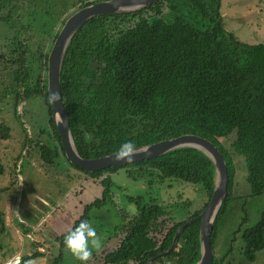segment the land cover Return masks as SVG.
Here are the masks:
<instances>
[{
	"label": "trees",
	"instance_id": "1",
	"mask_svg": "<svg viewBox=\"0 0 264 264\" xmlns=\"http://www.w3.org/2000/svg\"><path fill=\"white\" fill-rule=\"evenodd\" d=\"M99 1L0 0V99H14L17 107L35 98L44 104L50 145L38 139L45 136L44 130L35 141L43 167L65 166V173H74L66 176L70 184L79 177L100 180L101 198L86 205L75 224L81 219L98 221L101 213L92 212L109 202L118 206L111 188L115 187L112 176L121 170L132 180L144 179L148 188L163 191L166 185L183 186L199 191L206 200L201 208L192 210L193 198H186L184 192L176 196L179 203L125 197L136 213L128 218L125 209L117 208L116 216L123 221L114 227L119 244L100 255L93 251L90 258L97 262L89 259L87 264H148L151 259L152 264H196L201 257L200 221L185 228L172 253L162 254L171 247L178 229L210 203L215 166L205 153L181 148L142 163L92 173L72 165L65 154L52 106L46 101L53 46L48 41L52 39L54 44L60 28L38 41V27L32 21L41 14L38 3L43 6L42 23L54 21L63 26L70 15L62 18L71 9ZM221 8V0H159L132 13L88 20L74 35L64 57L62 101L75 148L84 159L112 155L125 140L137 147L182 135L212 142L223 155L229 176L228 194L212 232L213 264L254 263L264 253V211L255 224L245 217L233 231L223 219L234 201L242 213L252 200L264 197V40L255 45L240 41L227 30ZM15 115L19 122L21 116ZM230 136H234L231 149L244 158L248 173L250 193L243 197H234V157L222 142ZM12 137L9 124L0 123V141ZM16 161L12 162L15 167ZM7 169L0 160V180L8 175ZM16 182L18 179L10 187H0V200ZM5 217L0 210V239L7 230ZM91 224L102 231L103 225ZM66 233L55 240L59 245L56 258H49L52 247L46 251L38 247L31 255H22L19 264L37 258L64 264ZM218 248L224 251L218 254ZM234 252L242 258H233Z\"/></svg>",
	"mask_w": 264,
	"mask_h": 264
},
{
	"label": "rangeland",
	"instance_id": "2",
	"mask_svg": "<svg viewBox=\"0 0 264 264\" xmlns=\"http://www.w3.org/2000/svg\"><path fill=\"white\" fill-rule=\"evenodd\" d=\"M221 1V14L229 32L233 33L240 41L246 44L255 45L263 42L264 0ZM42 8L43 6L38 3V12L41 14L44 13ZM72 13L73 9L68 14H65L62 19L67 18ZM41 14H38V17L33 21L31 20L38 27V41L44 37L47 38V33L48 35H55L54 33L58 27H61L54 21L42 23L44 19L41 20ZM52 45V39H50L48 46ZM15 114L21 116L19 122ZM47 119L44 104L37 98L29 100L18 107L14 99H0V123H8L13 130L12 139L5 142L0 141V160L8 168V175L1 178L0 187H5L6 185L10 187L9 183L18 179V182L14 184L15 186L3 194L1 196L2 201L0 200V210L5 213L7 225L6 233L0 239V246H2L0 249V264H5L15 257L31 255L36 250L38 251V247H42L46 251L48 246L43 247L38 240L41 232L52 240L56 236L60 237L70 228L74 227L76 220L86 205L102 196L103 188L99 184V179L97 181L90 179L82 183L77 180L76 188L72 190L73 193L66 194L68 192L67 188H70L69 180L66 177L69 173H65L64 171L66 167L62 165L55 168L43 167L35 143L37 142L36 139L39 136L40 130H44L46 132L45 136H41V138L39 136L38 139L50 145V141L48 140L50 132H48L49 125ZM26 141L29 142V148H27ZM233 141L234 136L222 140L224 146L234 157L236 168L234 197H243L250 193L249 185L247 184L248 173L244 158L236 156L231 149ZM13 161H16L17 167L14 166ZM112 179L115 187L111 189L112 191L115 190V202L118 206L111 205L109 202L108 206L95 209L92 212L93 215L98 212L103 214H100L102 217L105 216L102 231L100 232L108 237L114 235L113 238H115L117 244L111 242L106 247H103H108L107 250L119 244L114 227L121 225L123 221L122 218L116 216L117 208L125 209L128 218L133 217L136 213L135 206L129 205L128 202L126 203L124 201L125 197L143 196L146 201L157 199L162 203H174L176 196L184 192L186 198H193L194 205L192 210L201 208L206 201L199 191L194 192L191 188L188 189L183 186L166 185L165 187L167 188L163 191L159 190L158 187L148 188L144 179L138 181L132 180L128 178L125 170L114 174ZM45 203L48 205V207L46 206L47 208L45 207ZM232 204L231 211L226 213L223 219L225 225H228L229 231L235 230L239 221L245 217H248L250 224H255L258 221L260 213L264 211V197L252 200L251 204H248L242 213L235 207V204H238L237 202L234 201ZM54 206L55 208H53ZM113 214H115L114 218ZM20 219H23L25 223H21ZM39 221L42 222L40 231L38 230ZM25 232H29L31 238H27ZM49 240H47V243L50 242ZM225 241L226 245H228V238ZM219 246L221 247L222 245ZM99 249H102V247ZM218 249V254L224 251V248ZM57 254L56 250L49 258L54 259ZM48 256H50V253L46 255V257ZM233 258L240 260L242 257L240 258L234 252ZM90 259L93 263L97 262L93 258ZM32 261L33 264L50 263L47 261V258H37ZM78 263L79 261L76 259H70L68 262V264ZM65 264L67 263L65 262ZM243 264H264V253L259 255L256 262Z\"/></svg>",
	"mask_w": 264,
	"mask_h": 264
},
{
	"label": "water",
	"instance_id": "3",
	"mask_svg": "<svg viewBox=\"0 0 264 264\" xmlns=\"http://www.w3.org/2000/svg\"><path fill=\"white\" fill-rule=\"evenodd\" d=\"M159 0H102L87 5L74 12L60 28L57 39L55 40L48 58V92L58 93L59 99L52 106V118L56 123L61 136L62 145L70 163L82 170L92 173L103 171L109 168L122 167L136 163H142L151 159L158 158L169 152L181 148H195L205 153L215 166V188L206 209L195 219L187 222L180 227L173 239L171 247L162 254L167 256L174 251L179 238L185 228L193 222L200 221L201 257L196 264H213L215 254L212 248V232L217 215L228 194V169L221 152L216 146L207 139L196 135H182L174 139L164 140L149 146V154L143 153L133 157V163H115L112 155L95 159H84L77 152L72 138L69 116L62 101L61 72L64 57L74 35L79 28L88 20L111 14H125L142 10ZM151 259L148 264H152Z\"/></svg>",
	"mask_w": 264,
	"mask_h": 264
},
{
	"label": "clouds",
	"instance_id": "4",
	"mask_svg": "<svg viewBox=\"0 0 264 264\" xmlns=\"http://www.w3.org/2000/svg\"><path fill=\"white\" fill-rule=\"evenodd\" d=\"M59 99L58 93L50 91L46 101L48 104H53ZM149 146L137 147L132 140L121 142L115 150L112 159L115 163L131 164L133 157L141 153L149 154ZM64 248L79 261V264H87L92 256L93 250H99L101 241L97 234V230L87 219H81L79 223L70 228L63 236ZM24 264H33L32 260H26Z\"/></svg>",
	"mask_w": 264,
	"mask_h": 264
},
{
	"label": "crops",
	"instance_id": "5",
	"mask_svg": "<svg viewBox=\"0 0 264 264\" xmlns=\"http://www.w3.org/2000/svg\"><path fill=\"white\" fill-rule=\"evenodd\" d=\"M69 174H72L71 172H68ZM74 174V173H73ZM90 179L89 178H85V177H79V179H78V181H80L81 183L82 182H84V181H89ZM77 181H75L73 184L71 183H69V186H70V188L68 187L67 188V190H68V192L66 193V194H69L70 192H71V194L73 193V189L74 188H76V183ZM93 188H96V187H93ZM82 190H83V188H82ZM92 202V201H91ZM90 202V203H91ZM48 207V205L45 203V207ZM46 207V208H47ZM53 208H55V206L53 207ZM84 209V208H83ZM82 212H83V210H82ZM100 218L98 219V221H96V219H93L92 220V222L91 223H94L95 224V222L99 225L100 224V222H101V224L100 225H102L103 223H104V218L105 217H101V216H99ZM102 218V219H101ZM40 220V219H39ZM21 223H25V221L23 220V219H20L19 220ZM42 225V222H38V230L40 231V226ZM25 234H26V236H27V238L28 237H30L31 238V236L29 235V232H25ZM97 234H98V236H99V238H100V241H101V247H102V249H99V251L98 250H93V251H96L97 253H101L102 251H104V250H107L108 249V247L107 248H103V247H106L107 245H109L111 242H113V244L114 243H116V241H115V238H110V237H108V236H105L104 234H102L101 232L99 233V231L97 232ZM113 236V235H112ZM56 238H58V236H56L55 237V239L54 240H52V239H50V238H48L43 232H41L40 233V235L38 236V240L40 241V243L42 244V246L43 247H47V246H50V247H52V251H51V253L52 252H54V251H56L57 250V252L59 251V245L55 242V240H56ZM50 239V240H49ZM47 240H49L50 242H48L47 243ZM53 243V244H52ZM117 244V243H116ZM114 246V245H113ZM100 247V248H101ZM54 249V250H53ZM39 250L40 251H42L43 250V248L42 247H39ZM101 251V252H100ZM44 259V258H43ZM70 259H74L75 260V258L71 255V253L70 252H68L67 250H66V259H65V261H66V263L68 264V262L70 261ZM65 264V263H64Z\"/></svg>",
	"mask_w": 264,
	"mask_h": 264
},
{
	"label": "built area",
	"instance_id": "6",
	"mask_svg": "<svg viewBox=\"0 0 264 264\" xmlns=\"http://www.w3.org/2000/svg\"><path fill=\"white\" fill-rule=\"evenodd\" d=\"M20 260H21L20 257H18V258L15 257V258H13L12 260L6 262L5 264H19V263H20Z\"/></svg>",
	"mask_w": 264,
	"mask_h": 264
},
{
	"label": "flooded vegetation",
	"instance_id": "7",
	"mask_svg": "<svg viewBox=\"0 0 264 264\" xmlns=\"http://www.w3.org/2000/svg\"><path fill=\"white\" fill-rule=\"evenodd\" d=\"M78 10H79V9H78ZM76 11H77V9H73V12H76ZM70 16H71V15H70ZM70 16H69V17H70ZM69 17H68V18H69ZM65 19H66V18H65ZM59 25L61 26L60 23H59ZM61 27H62V26H61ZM61 27H58V28H61Z\"/></svg>",
	"mask_w": 264,
	"mask_h": 264
}]
</instances>
